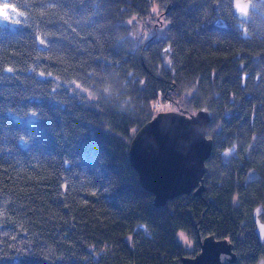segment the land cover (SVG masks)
I'll return each instance as SVG.
<instances>
[{
	"label": "trees",
	"instance_id": "16d2710c",
	"mask_svg": "<svg viewBox=\"0 0 264 264\" xmlns=\"http://www.w3.org/2000/svg\"><path fill=\"white\" fill-rule=\"evenodd\" d=\"M252 3L239 20L232 0H0V264H179L212 232L232 264L264 256L251 218L264 205V0ZM163 102L210 109L213 147L202 194L156 207L127 151Z\"/></svg>",
	"mask_w": 264,
	"mask_h": 264
},
{
	"label": "water",
	"instance_id": "95a60500",
	"mask_svg": "<svg viewBox=\"0 0 264 264\" xmlns=\"http://www.w3.org/2000/svg\"><path fill=\"white\" fill-rule=\"evenodd\" d=\"M247 5L240 12L239 7ZM236 7V11L234 8ZM252 7L251 0H232V10L239 20H245ZM241 62L239 67L242 68ZM212 112L205 106L194 111L186 109L158 111L133 133L128 146V159L135 169L140 185L153 194L156 207L180 194H202L206 159L213 143L206 134ZM225 159L227 152L223 153ZM256 172L247 173L248 182ZM253 233L257 242L264 245V205L259 202L251 210ZM199 238V250L184 255L179 264H232L237 260L233 243L227 237L209 233ZM253 264H264L260 254Z\"/></svg>",
	"mask_w": 264,
	"mask_h": 264
},
{
	"label": "rangeland",
	"instance_id": "374dc122",
	"mask_svg": "<svg viewBox=\"0 0 264 264\" xmlns=\"http://www.w3.org/2000/svg\"><path fill=\"white\" fill-rule=\"evenodd\" d=\"M6 9H7V7H0V19H2L1 17L3 15H5ZM151 11H152L151 21H150L151 24H150L149 30L150 31L153 30L157 33L162 32L163 28L165 27V23L163 21V18L159 15V12H157L156 6L153 5L151 7ZM136 26L139 30H141V28L144 27L145 24L142 21L138 20L136 23ZM77 87H78V85H77ZM80 90L83 92L84 91L86 92V90H84L83 88H80ZM89 97L92 98L93 96L89 95ZM179 109H181V108H179L177 104L173 105L171 102H163L159 106H157L158 111L179 110ZM251 171L252 170H249L248 173ZM204 185H205V183H204ZM198 236H200V237H203V236H201L199 234L197 235V243H198V250H199V238H198ZM178 238L187 248H194L193 239H191L185 231H182V230L179 231L178 232Z\"/></svg>",
	"mask_w": 264,
	"mask_h": 264
},
{
	"label": "snow or ice",
	"instance_id": "6c2138e0",
	"mask_svg": "<svg viewBox=\"0 0 264 264\" xmlns=\"http://www.w3.org/2000/svg\"><path fill=\"white\" fill-rule=\"evenodd\" d=\"M236 7H239V9H240V12H243L244 10H246V8H247V5H244V6H240V4L238 5V6H236ZM236 7L234 8V11H236Z\"/></svg>",
	"mask_w": 264,
	"mask_h": 264
},
{
	"label": "bare ground",
	"instance_id": "6f19581e",
	"mask_svg": "<svg viewBox=\"0 0 264 264\" xmlns=\"http://www.w3.org/2000/svg\"><path fill=\"white\" fill-rule=\"evenodd\" d=\"M209 110H210V109H209ZM211 112H212V111H211ZM257 203H259V202H257ZM257 203H256V204H257ZM261 203H262V202H261ZM256 204H255V205H256ZM255 205H254V206H255ZM212 233H213V232H212ZM208 234H209V233H208ZM237 259H238V255H237ZM236 261H237V260H236Z\"/></svg>",
	"mask_w": 264,
	"mask_h": 264
},
{
	"label": "flooded vegetation",
	"instance_id": "af4514ba",
	"mask_svg": "<svg viewBox=\"0 0 264 264\" xmlns=\"http://www.w3.org/2000/svg\"><path fill=\"white\" fill-rule=\"evenodd\" d=\"M254 177H255V176H254ZM252 179H253V178H252ZM252 179H251V180H252ZM190 194H192V193H190ZM251 218H252V216H251Z\"/></svg>",
	"mask_w": 264,
	"mask_h": 264
}]
</instances>
